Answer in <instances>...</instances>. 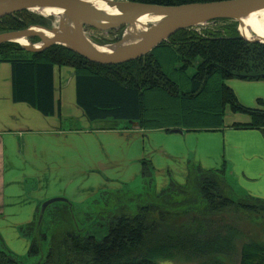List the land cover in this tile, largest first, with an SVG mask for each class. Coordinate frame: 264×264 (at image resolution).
Here are the masks:
<instances>
[{"label": "trees", "instance_id": "1", "mask_svg": "<svg viewBox=\"0 0 264 264\" xmlns=\"http://www.w3.org/2000/svg\"><path fill=\"white\" fill-rule=\"evenodd\" d=\"M121 1L180 6L226 0ZM45 22L42 16L20 11L0 19V33L45 26ZM0 63L11 67L12 101L26 104L45 117L60 116L54 101L53 67L64 66L75 72L76 104L91 123L136 122L141 129L222 127L225 108H229L250 118L247 124L234 128L264 134V102L258 101L261 108L245 107L225 84L229 79L264 81V44L242 39L235 24L203 33L179 31L144 57L118 65L89 62L63 46L31 53L10 42L0 45ZM151 172V166L144 165L142 178L150 180ZM194 175H202L200 192L214 208L235 205L264 213L263 200L247 196L243 198L248 202L234 204L224 196V187L216 182L218 175L224 178L223 170L197 169ZM146 208H139L133 216L114 217L109 232L99 240L90 234L81 235L83 232H67L58 247L56 242L51 247V251L59 248L64 259L61 261L57 254L52 261L48 254L46 261L37 264H165V260H173L171 249L182 242L177 245L178 237L156 232ZM28 253H39L35 242ZM239 255V264H264V246L245 244ZM0 264L24 263L0 250Z\"/></svg>", "mask_w": 264, "mask_h": 264}, {"label": "crops", "instance_id": "2", "mask_svg": "<svg viewBox=\"0 0 264 264\" xmlns=\"http://www.w3.org/2000/svg\"><path fill=\"white\" fill-rule=\"evenodd\" d=\"M225 84L245 107L264 102V81ZM53 87L60 116L45 117L12 101L11 67L0 63V229L24 227L53 197L75 207L93 202L107 187L125 189L136 181L144 187V165L152 168L147 184L154 190L182 185L197 169L223 170L236 195L264 200V134L233 127L247 124L249 116L225 108L223 126L212 128L91 123L76 104L72 68L54 66Z\"/></svg>", "mask_w": 264, "mask_h": 264}, {"label": "rangeland", "instance_id": "3", "mask_svg": "<svg viewBox=\"0 0 264 264\" xmlns=\"http://www.w3.org/2000/svg\"><path fill=\"white\" fill-rule=\"evenodd\" d=\"M29 12L42 16L46 25L40 27L51 30L53 25L46 17L48 13ZM252 17L264 31V11L255 13ZM149 22L146 31L156 23L155 20ZM232 24L236 25L239 35V23L232 19L208 22L188 30L203 33L204 30L212 31ZM129 26L107 31L85 27L84 36L92 45L109 48L120 41ZM31 27L35 26H29L26 29ZM248 31L252 33L251 29ZM26 42L30 45L40 44L38 38L35 40L34 38L26 39ZM16 45L26 51L21 45L17 43ZM254 108H261V105L258 104ZM193 174L194 172L188 176V181H185L184 184H170L165 189L154 190L148 186L147 179L144 187H141L140 184L136 185L139 181L126 186L125 189L110 190L107 187V191H103L102 195L94 196L93 202L79 203L75 207L68 205L65 207L63 206L66 205L64 202H54L45 209L41 219L39 216L42 204H40L34 213L33 220L28 224L25 223L26 226L17 229H0L2 231L0 250L16 255L24 264L44 262L48 254L53 261L57 258V254L59 255L57 247L60 240L65 237L67 232H83L81 235L90 234L99 240L109 232V222L114 217L120 214L133 216L142 207H147L146 210H149L148 217L152 220L151 224L154 225L156 232L162 230L163 232L160 234L164 236L178 237L180 242L177 245L182 242L179 247L171 249L173 260H165V264H239V254L243 245L264 246V213L250 212L235 205L214 208V203L203 198L200 192L202 175ZM217 178L218 186L224 187V196L232 200L234 204L249 201L236 195L230 189L225 178L220 175ZM124 181L123 179L119 180L120 187H124L122 186ZM109 185L112 187L114 182ZM236 192L240 194L238 189ZM55 198L61 197L50 199ZM16 232L18 238L15 236ZM32 242H35L39 247V253L36 255L28 253ZM54 242L57 247L51 251ZM64 256L59 255L61 261Z\"/></svg>", "mask_w": 264, "mask_h": 264}, {"label": "water", "instance_id": "4", "mask_svg": "<svg viewBox=\"0 0 264 264\" xmlns=\"http://www.w3.org/2000/svg\"><path fill=\"white\" fill-rule=\"evenodd\" d=\"M95 0H0V19L20 11L49 8L61 12L62 24L70 23L71 27L59 28V34L55 31V16L47 18L52 22L51 30L40 26L26 30L11 31L0 34V45L4 43H16L18 39L38 38L40 44L23 46V49L31 53H39L50 46L60 45L81 56L85 60L100 65H118L140 59L154 50L175 33L187 30L200 24H206L217 20L232 19L243 16L246 13L264 9V0H226L207 3H193L180 6H159L121 0H101L109 8H116L120 17L106 18L103 13L93 9L89 2ZM154 15L160 17L159 23L153 27L144 38L137 43L113 51L111 53L96 52L91 43L84 36V28L89 27L99 31H107L129 26L132 19L142 15ZM44 29L54 33L51 39L43 38L39 33L31 29ZM239 35L246 41L264 44V39H246L240 32ZM126 38L122 35L120 41L115 44H124ZM130 126L138 127L136 122H129ZM54 202L67 201L64 198L50 199L42 203L40 208L41 219L45 209Z\"/></svg>", "mask_w": 264, "mask_h": 264}, {"label": "bare ground", "instance_id": "5", "mask_svg": "<svg viewBox=\"0 0 264 264\" xmlns=\"http://www.w3.org/2000/svg\"><path fill=\"white\" fill-rule=\"evenodd\" d=\"M89 4L93 9L103 13L104 17H106V18L120 17V13L118 12V10L116 8H109L101 0L91 1V2H89ZM31 11L46 12V13H48V16H50V15L55 16V25L57 27V29L55 31L57 32V34H59L58 26H59L60 22H61L60 27L63 26L65 29H67L68 27H71L70 23L62 24V14L59 11H56L54 9H49V8L32 9ZM262 11H264V9L252 11V12L246 13L245 15L239 16V17L234 19L235 21H238L239 32L244 38H246V39H262V40L264 39L263 29L261 28V26H259L255 22V20L252 17L253 14L259 13ZM43 16H45V15H43ZM48 16H46V17H48ZM160 19H161L160 17L154 16V15H148V14L136 17V18L132 19V22H131L129 28L127 29V31L124 34V37L126 38V41L124 44L111 46L109 48L98 47V46H95L92 44H91V46L96 52L103 53V54L111 53L113 51H117L119 49L129 47V46L137 43L138 41H140L142 38H144L145 35L153 27H155L159 23ZM150 20H155L156 23L146 31L147 25L150 23L149 22ZM250 29L252 30V33H250V31H248ZM31 31L35 32V33H39L45 39H51L54 36V33L48 32L44 29L33 28V29H31ZM16 43L23 45V46L28 45V42H26L24 39H18V40H16ZM35 46L38 47L39 44L35 45Z\"/></svg>", "mask_w": 264, "mask_h": 264}]
</instances>
